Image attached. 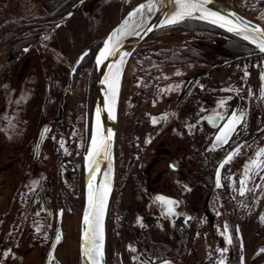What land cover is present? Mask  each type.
I'll use <instances>...</instances> for the list:
<instances>
[{"label":"flooded vegetation","instance_id":"flooded-vegetation-1","mask_svg":"<svg viewBox=\"0 0 264 264\" xmlns=\"http://www.w3.org/2000/svg\"><path fill=\"white\" fill-rule=\"evenodd\" d=\"M138 1L128 0L127 9ZM17 5L20 12L12 17H20L18 38L0 44V252H7L8 245L18 233L24 234L27 237L25 243H33L39 251L37 260L43 264L56 230L61 229L62 240L57 243L49 264H63L65 260L60 258L62 252L58 250L65 248V240L71 239L69 234L76 210L79 211V233L83 170L82 152L78 159L79 152L74 149L63 152L57 138L60 125L67 116L64 115L62 96L74 87L82 59L68 87L67 75L57 103L58 67L53 55L57 40L54 31L69 19L66 13L71 5L60 16L56 11L48 13L45 7L39 6L33 14L37 19H27L26 7ZM87 5L83 0L78 8ZM30 24L32 28H29ZM42 39L47 43L45 49L38 47ZM43 59L48 64L37 125L25 138L17 139L13 136L15 132L7 134L4 130L6 113L14 110L21 101L26 69L38 70L37 62ZM263 59L264 53L251 42L217 24L199 19L162 25L151 31L133 50L127 61V64L132 61V67L128 68L126 64L124 68L118 97L114 144L116 184L113 193L117 187L123 200L130 193L137 201L146 198L154 208V213L150 212L154 218L149 222L141 220L140 215L133 219L130 233L135 259L129 264H164L165 261L168 264H220L221 261H216L211 254L204 259L201 257L203 241L208 248L213 246L207 241L215 238L208 236L215 233V216L211 212L214 205L216 212L226 219L232 234L231 241L235 240L236 264H240L241 258L243 264H249L245 258L242 228L244 218L249 219V205L243 199L242 205L235 207L228 193L222 196L231 183L230 178L226 179L230 161L220 170L219 187L215 173L220 160L229 151L238 146H242V151L249 138L264 132V97L260 94L264 87L261 80ZM218 69L225 70L227 75L217 74ZM126 79L131 86L125 91ZM46 80L49 89L44 102ZM207 89L209 95L204 94ZM219 99L226 102L222 109L216 107ZM88 100L89 97L86 102L89 128ZM27 105L30 104L20 107L26 110ZM60 105L62 117L56 120ZM258 105L255 111L258 116L253 115L251 119V113ZM232 112L237 115L244 113L243 121L228 144L214 148L213 137ZM213 113L217 115L212 116ZM207 115L210 120L206 119ZM153 118H156V123L165 120L172 128L167 132L172 135L171 139L161 138L157 142L155 153L163 156L164 161L163 167L155 174L153 166L158 158L151 153L152 138L147 140L148 133L153 130ZM43 124L49 129L38 155L34 156L36 138ZM204 133H207L208 147L203 146ZM16 152L21 153L13 158ZM5 155L7 160L3 159ZM186 192L192 195H185ZM157 195L171 197L178 202L174 208L175 215L165 214L166 205H163V213L159 210ZM113 198L112 195L105 219V264H125L122 254L117 253V249L126 243L117 228V216L113 217ZM156 222L158 231L154 228ZM169 222L173 224L171 228H167ZM164 235L168 236L166 240ZM218 241L222 246L223 241ZM230 250L232 252L231 247ZM231 252L226 261H232Z\"/></svg>","mask_w":264,"mask_h":264},{"label":"rangeland","instance_id":"rangeland-1","mask_svg":"<svg viewBox=\"0 0 264 264\" xmlns=\"http://www.w3.org/2000/svg\"><path fill=\"white\" fill-rule=\"evenodd\" d=\"M88 5L83 7L81 6L77 10H75L67 20V22L62 25L58 30L54 31L55 40H57V49L53 55L57 59V86H56V95L55 100L58 103L59 94L64 84L66 83V78L68 75L69 66L72 61L76 57V55L85 47H88L90 44H94L98 42L101 36H104L106 32L114 26L117 21L123 17V15L127 12L128 0H86ZM141 1V0H140ZM139 2V1H138ZM230 6L236 8L238 11L242 12L246 16L264 23V10L256 11V10H245L248 6H253V0H223ZM20 12V8L17 3L7 6L6 9L2 11L0 20H7L8 18L16 15ZM26 10L27 17L30 12ZM53 32V33H54ZM165 34H168L167 31H162ZM158 34H161L159 32ZM163 34V35H165ZM62 35V37H61ZM45 39V38H44ZM42 39L38 43V47L40 49H45L47 46L46 41ZM205 45V44H204ZM98 46V45H97ZM206 46V45H205ZM90 50V49H89ZM88 58V56H87ZM92 57H90L91 59ZM89 63L82 60L81 68L78 71V79L74 83V87L70 89V92L66 95H61L64 103L63 110L66 119L61 123L59 128V137L57 138L58 146L61 148V142L64 143L63 152H69L70 149H74L77 151V159L80 156V152H82L88 142L89 139V128L87 126L86 120V102L89 97L88 102L92 100L94 101V85H95V64L94 60H90ZM91 61V62H90ZM264 62V59H263ZM47 62L43 60H39L37 62L38 70L35 69L31 71V68L28 67L25 71V79L22 88V98L19 102L18 106L12 110L8 111L6 115V122L4 130L7 131V134H10V131L15 132L13 136L15 138L23 139L26 137L27 133L32 131L37 125V115L41 111L42 98H43V83H44V75L47 71ZM127 67H132V61H129ZM126 67V68H127ZM264 68V67H263ZM129 72V69L126 70V73ZM217 74L221 76H226L227 73L225 70L218 69ZM220 78V76H218ZM127 78V77H126ZM131 86L129 80L126 79L124 83V90H128ZM221 86L220 88H223ZM219 88V89H220ZM9 91V88L6 89ZM205 95H209V89L204 92ZM119 97V96H118ZM221 100L219 99L217 102V108L222 109L225 107L220 106ZM119 102V99H118ZM263 102H260V104ZM11 104V103H10ZM24 104H30L26 106V110H22L20 107ZM259 104V105H260ZM118 105V103H117ZM258 106L254 108L251 113V119L253 115L258 116L256 109ZM92 108V106H90ZM88 105V113L92 111ZM7 108H5L6 110ZM253 109V108H250ZM91 116V114H90ZM120 118V117H119ZM250 119V120H251ZM43 120V119H42ZM117 121V120H116ZM39 125V124H38ZM153 130L150 131L147 135V140L152 138V148L151 153L154 157H157V161L154 162L153 166V174L156 171L160 170L163 167L164 157L155 153L157 148V142L161 140V138L171 139L172 135L167 133L169 130H172L170 124H166L165 120L160 121L159 123L152 125ZM19 130L21 131L19 133ZM88 131V132H87ZM159 132V133H158ZM205 132H208L205 130ZM29 136V135H28ZM27 136V137H28ZM254 138V139H253ZM27 140V139H26ZM116 140V138H115ZM114 140V144H115ZM207 140V133L203 134V146L208 147L209 143ZM248 144L244 147L242 151L239 152L238 155H235L233 159L230 161L228 169L226 171V179L231 180L229 186H226L224 191L222 192V196L225 193H228L229 199L232 201V204L236 207L242 205L243 199L246 201V204L249 205V219L244 218V222L242 225L244 241L246 244L245 258L247 259L249 264H264V221H262V217H264V179H261L260 176H255L248 182L247 188L252 189V191L246 192L245 195L241 196L240 189V180L244 179V169L245 165L249 164L251 160L256 159L255 153L259 151L261 148H264V132L259 135H255V137L249 138ZM60 152V150H59ZM217 152V151H216ZM214 152V153H216ZM11 153V152H10ZM19 152L13 155L14 157H18ZM114 154V147H113ZM6 156L3 157L4 160ZM26 157V155H25ZM260 159L264 160V157ZM147 160L150 161L147 156ZM147 161V162H148ZM115 165V164H114ZM83 169V166H82ZM232 171V175L229 176V173ZM115 172V166H114ZM264 175V173H261ZM171 178V177H170ZM172 179V178H171ZM230 182V181H229ZM76 183V181H75ZM116 184V181H115ZM114 184V187H115ZM118 185V183H117ZM259 185V187H257ZM204 189V188H203ZM149 194V193H148ZM147 194V196H148ZM133 194H128L124 197V200L120 198L119 192L117 191V187L115 192L113 193V201H112V209H113V217L117 216V228L121 231V238L126 243V246L123 245L120 249H117V253L122 254L123 261L125 264L131 263V261L135 257V251H131L129 246L132 249L133 243L131 240L130 228L133 223V219L140 215L141 220L143 221H152L154 216L150 214V212L154 213L153 206L147 201L146 198H143L140 201H137ZM150 195V194H149ZM185 195H192L186 192ZM218 199V196L216 197ZM248 200V201H247ZM218 204V203H217ZM211 212L215 216V220L213 223L214 232L213 234H207L208 236L215 237L214 240H208L207 242H211L213 246L208 248L207 243L203 241L201 246L202 253L201 257L204 259L206 256L211 254L213 258L219 259V261H225V264H236L237 256L236 247L234 246V242L232 244L228 243V238L232 239V234L230 229L228 228L227 223L225 222V217L215 210L214 207L211 206ZM78 213L79 211H75L74 216L72 218V226L73 229L70 230L71 239L65 240V248L59 249V252H62L60 258L65 260L63 264H79L78 258V233H77V223H78ZM142 214V215H141ZM205 219L203 218V223ZM173 224L169 222L167 228H171ZM155 231L159 230L158 223L154 225ZM154 231V232H155ZM170 232V231H168ZM208 232V231H206ZM118 235V231H117ZM159 236L162 237V234L159 233ZM156 237V234H155ZM168 237V236H167ZM166 235L163 238L167 239ZM27 237L24 234L18 233L15 236L14 240L11 244L8 245L7 252H0V264H39V260H37L39 256V251L36 250V247L32 244H27ZM156 239V238H155ZM218 240L223 241V245L217 243ZM64 247V246H63ZM229 247L232 248L229 251ZM226 251H223L225 250ZM232 253V261H226V258L230 257L229 254ZM7 253V255H5ZM60 254V253H59ZM11 259V261H10ZM6 260V262H4ZM228 262V263H227ZM118 264V262H117Z\"/></svg>","mask_w":264,"mask_h":264},{"label":"snow or ice","instance_id":"snow-or-ice-1","mask_svg":"<svg viewBox=\"0 0 264 264\" xmlns=\"http://www.w3.org/2000/svg\"><path fill=\"white\" fill-rule=\"evenodd\" d=\"M208 2L209 0H156V3H158L160 7H166V5L169 3L176 4V11L163 21V25H174L181 23L187 18H197L201 20H208L211 18L212 23H218L220 27L227 28L229 32H236L238 35H241L243 39L249 40L253 45H255L261 53H264V29L256 26L252 29L251 34H249L248 24L239 25L236 24L232 19L209 11L205 7ZM145 9H147L149 14L157 10L152 6V2L150 0L148 4H141L132 13H129V17H133L137 13L143 14ZM196 13H199V16H196ZM127 23L128 21L126 19L122 27L114 30V32L109 35L104 43L103 48L99 52L97 64H101L109 56L117 54L121 37L125 34H131L127 33ZM120 63H123V56L121 57ZM118 74V69L116 71H112L110 68V77L106 78V80H111L109 83V102L107 104V108L110 111L114 107L117 91L116 79ZM245 75H248V73H245ZM261 80L264 81V73L261 74ZM260 94L262 97H264V87L261 88ZM219 103L220 106L223 107L226 102L221 100ZM243 118L244 113L241 112L239 115H237L236 112H232L227 121L218 129V134L215 137V143L213 147L215 148L228 144L233 135L236 133L237 126L242 123ZM97 122H99V111L97 112ZM152 122L155 124L157 122L156 118H153ZM44 131L46 132L47 129ZM112 135V132L109 131L107 137L103 136L100 133L99 124L97 125L96 132L91 137L90 150L88 151L87 157L90 173L94 174L99 170V160L97 157L103 156L105 159L108 158ZM240 147L242 146L236 147L233 152L228 154L226 159L221 163V168L224 166V164L231 161L234 155L239 154ZM61 148H64L63 142H61ZM255 156L256 159L251 160L249 164L245 165L244 179L240 180L239 192L241 196L245 195L246 192L252 191V189L247 188V184L255 176H260L261 179H264V175H261V173H264V160L260 159L261 157H264V148H261L259 151H257ZM105 175L107 177L108 174ZM216 184L218 187L220 186L219 171H217ZM257 187H259V185H257ZM109 191L110 187L107 181L99 185H95L92 179L89 180L88 208L83 215V225L85 227L82 232L81 247L84 258L87 259L90 264H101L103 260V218L106 211ZM156 200L167 206L165 213L166 215H175L174 208L178 205L177 201H173L163 196H157ZM139 219L140 218L138 217V220ZM261 219L264 221V217ZM56 239L58 242L60 236L57 235ZM228 243H231V238H228ZM129 248L131 251H135V249H132L131 246H129ZM223 251H226V249ZM5 255H7V253H5ZM142 264H148V262H142ZM164 264H168V262L165 261ZM220 264H223V261H221Z\"/></svg>","mask_w":264,"mask_h":264},{"label":"water","instance_id":"water-1","mask_svg":"<svg viewBox=\"0 0 264 264\" xmlns=\"http://www.w3.org/2000/svg\"><path fill=\"white\" fill-rule=\"evenodd\" d=\"M83 0H78L70 9L69 11L66 13V17H68L70 14H72L78 7L79 5L82 3ZM150 2V0H141L139 2H137L136 4H134L131 8H129L127 10V12L123 15L122 18H124L129 12L133 11L134 9H136L139 5L141 4H148ZM152 5H154L156 3V0H151ZM205 7H208L216 12H218L219 14L223 15L226 18L232 19L236 24L239 25H243V24H248L249 25V29L248 32H252V29L256 26H259L260 28L264 29V24L261 22H258L248 16H246L245 14H243L242 12L238 11L237 9H235L234 7L230 6L229 4L221 1V0H209V2L206 4ZM157 10H158V19L157 20H151L148 21L144 27L141 28H137L134 29L128 33L131 34H126L123 38L120 39L119 45H118V51L117 54L119 52H121L122 50H124L129 44L130 42L134 41V48L154 29L160 27L163 25V21L165 20V16H166V11H165V7H160V5L158 4L157 6ZM197 19V18H196ZM201 20V19H200ZM204 21H208V20H204ZM210 23H212L211 21H208ZM151 29V30H149ZM225 29V28H223ZM227 30V29H225ZM228 31V30H227ZM236 36H239L242 38L241 35H238L236 32H230ZM104 39L102 40V42L100 43L98 49L96 50L95 54H94V63H95V85H94V101H93V107H92V112H93V108L94 105L97 104L100 108V111L103 114V119H104V125H103V129H105V133L104 136L107 137V134L109 131L112 132V139L110 142V151L108 154V158L105 159L103 156L101 157H97V159L99 160V170L96 173H90L89 172V164H84V161L82 159V165H83V203H82V208H81V213H80V220H79V233H78V258H79V264H89L82 253V232L84 230V225H83V215L84 212L87 210L88 208V183L89 180L92 179L93 183L95 185H98V179H99V174L100 171L103 167V165H105L108 160L109 157L111 156L113 158V146H114V140H115V131H116V120H117V103H118V96H119V90H120V85H121V78H122V73H123V69L125 67V65L122 68L121 71V76H120V85H119V89H118V93H117V97L115 98V102H114V107L111 109V111L107 108V104L109 102V91L105 90V86L107 84L106 78H105V65L107 64V62L115 55L113 56H109L106 60H104L101 64H97V62H95V57L96 54L98 52V50L101 48V46L103 45ZM249 41V40H247ZM250 42V41H249ZM255 46V45H254ZM256 47V46H255ZM133 48V50H134ZM257 48V47H256ZM132 50V51H133ZM258 50V48H257ZM259 51V50H258ZM88 53V49L83 50L82 52H80L75 59L73 60L71 66L69 67V74H68V83L67 86L70 85V83L72 82V75L76 69V67L79 65L80 60ZM45 96H44V102H46L47 98H48V89H49V83L48 80H46L45 82ZM107 95V96H105ZM60 103H62V101H60ZM61 105L59 106L58 109V115L55 118L56 120H60L62 117V110H61ZM213 115H217V113H213L211 114ZM210 115V116H211ZM114 117V118H113ZM206 119H209V115L206 116ZM210 120V119H209ZM227 121V120H226ZM225 121V122H226ZM224 122V123H225ZM223 123V124H224ZM45 129H49L48 125L43 124L39 130L38 136L36 138V144H35V149H34V156L38 155L41 143L45 137L46 132L44 131ZM94 125L92 122V116H91V126H90V133H89V139L87 142V145L82 153V158L85 156L86 154V150L89 149L88 145L91 142V137L94 134ZM43 133V135H42ZM218 134V131L216 132V134L213 137L212 140V145H214L215 143V137ZM234 149H232L231 151H229L219 162L217 168H216V173H215V179L217 180V171H219V175H220V170H221V163L226 159V157L228 156L229 153L233 152ZM114 168V165H113ZM114 175V173H113ZM113 189V185L111 188V191ZM110 191V194H111ZM109 194V197H110ZM157 196H162V195H157ZM156 196V197H157ZM164 197V196H163ZM171 200H175L171 197H165ZM109 201V198H108ZM108 205V202H107ZM163 204L160 203V207L159 210L163 213ZM107 210V207H106ZM106 215V212H105ZM173 216V215H172ZM57 235L60 236V239L58 242H60L62 240V234H61V229L56 230L52 241L46 251V255H45V259H44V263L43 264H49L51 258L54 255V250L55 247L57 245ZM103 235H104V243H103V260L101 262V264H105V217L103 219ZM242 258L240 260V264H243L242 262ZM156 264H162L161 263H156Z\"/></svg>","mask_w":264,"mask_h":264},{"label":"bare ground","instance_id":"bare-ground-1","mask_svg":"<svg viewBox=\"0 0 264 264\" xmlns=\"http://www.w3.org/2000/svg\"><path fill=\"white\" fill-rule=\"evenodd\" d=\"M152 6L157 9L158 3H155ZM206 8L209 11H211V12L218 13V12H216V11L208 8V7H206ZM133 11H131L129 13H132ZM165 11H166V16H165V19H166V18L170 17L176 11V4L175 3H169V4H167L166 7H165ZM129 13L124 18H120L117 21V23L114 26H112L106 32V34L104 35V38L105 39H104L103 45L101 46V48L98 50V52L96 54L95 62H97V57L99 55V52L103 48L104 43L107 40V38L109 37V35L112 34L114 32V30H117L118 28L122 27L124 25V21L126 19L128 21V23L126 25L127 33L130 32V31H132V30H134V29L144 27V25L148 21L157 20L158 19V10H155V11H153V12H151L149 14L148 11H147V9H145L144 12H143V14L137 13L133 17H129ZM219 15H221V14H219ZM196 16H199V13H196ZM208 21H211V18H209ZM215 24H217L219 26L218 23H215ZM222 28H225V27H222ZM225 29H227V28H225ZM249 34H251V32H249ZM125 35H123L121 38H123ZM134 44H135L134 41L130 42V44L124 50H122L121 52H119L118 54H116L115 56H113L107 62V64L105 65V78H109L110 77V68L112 69V71H116L117 69L119 70V74H118L117 79H116V88H117L116 97H117V93H118V89H119V85H120L119 81H120V76H121L122 68H123L124 65H126L127 60L129 59L130 54H131V52H132V50L134 48ZM125 54H127V55H125ZM122 56H123V63L121 64L120 61H121V57ZM106 81H107V84L105 86V90L109 91V83L111 82V80L109 79V80H106ZM105 96H107V95H105ZM98 111H99V122H97V112ZM92 122H93V125L95 127L94 133L96 132L97 125L99 124L100 133L104 136L105 129H103V125H104L103 114L100 111V108H99V106L97 104H95L94 105V108H93V112H92ZM88 147H89V149L86 150V154L82 158L83 161H84V164H88L87 157H88V151L90 150V144L88 145ZM113 171H114V169H113V158L110 156L108 162L105 165H103V167H102V169L100 171L99 179H98V185L101 184V183H104L105 181H107V183H108V185L110 187V191H111V188H112V185H113ZM105 174H108L107 177H106ZM110 191L108 193V198H109ZM107 202H108V199H107ZM104 217H105V214H104ZM85 260L90 264V262L87 259H85Z\"/></svg>","mask_w":264,"mask_h":264},{"label":"trees","instance_id":"trees-1","mask_svg":"<svg viewBox=\"0 0 264 264\" xmlns=\"http://www.w3.org/2000/svg\"><path fill=\"white\" fill-rule=\"evenodd\" d=\"M75 2L76 0H0V17L2 11L7 5H12L15 3L19 4L20 6L24 5L26 7V10L30 12L29 17H27V19L28 18L37 19V17H35L33 14L36 11V9L39 8V6L45 7L48 13L51 10L54 12L56 11L58 16H60V14L65 9H67L70 5L72 6ZM252 4L253 6H248V8L245 10H256V11L264 10V0H253ZM187 19H195V18H187ZM20 26H21L20 17L18 16L10 17L7 20H0V44H2L4 41H7L8 39H12V38L17 39ZM32 27L33 25H31L29 28ZM102 37L103 36L99 38L98 42L88 45L90 50H88V53L82 58L84 61L89 63L90 57H92L90 60L93 59L96 49L101 43ZM92 105L93 103L91 100L89 103V107ZM90 109L92 108L90 107ZM90 114L91 113L89 112V120H90ZM112 194L113 191L111 193L110 198L112 197Z\"/></svg>","mask_w":264,"mask_h":264}]
</instances>
